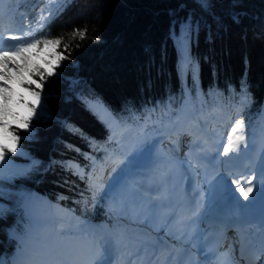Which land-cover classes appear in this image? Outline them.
Here are the masks:
<instances>
[{
  "label": "trees",
  "instance_id": "16d2710c",
  "mask_svg": "<svg viewBox=\"0 0 264 264\" xmlns=\"http://www.w3.org/2000/svg\"><path fill=\"white\" fill-rule=\"evenodd\" d=\"M233 2L212 0L214 20L196 0H70L66 7L56 0H9L8 7L18 11L21 21L13 18V24L22 32L38 27L40 16L55 14L27 42L63 37L57 50L68 44L70 59L62 61L59 76L49 77L44 85L54 119H33L27 131L13 129L24 154L6 152L10 163L6 159L5 175H17L5 182V198L0 199L6 209L0 218V257L15 264L52 259L37 243L23 250L18 237L39 232L41 221L54 229L45 216L53 201L60 217L69 216V206L76 212L92 206L85 181L67 165L79 164L85 171L91 158L113 150L108 138L123 135L134 112L187 101L203 113L231 103L253 121L264 115V0H235L243 5L237 8L231 7ZM180 4L186 7L180 9ZM173 12L176 17L194 12L211 29L209 33V27L202 26L191 39L198 79L191 71L186 77L178 74L177 45L170 33ZM235 13L241 14L239 23L232 20ZM76 30L85 31V37H73ZM93 102L102 105L105 116L92 111ZM26 196L34 199L35 210L23 205ZM108 207L110 199L100 198L94 219L105 218L102 212ZM79 221L77 217L74 223ZM61 232L74 234L65 228Z\"/></svg>",
  "mask_w": 264,
  "mask_h": 264
},
{
  "label": "snow or ice",
  "instance_id": "6c2138e0",
  "mask_svg": "<svg viewBox=\"0 0 264 264\" xmlns=\"http://www.w3.org/2000/svg\"><path fill=\"white\" fill-rule=\"evenodd\" d=\"M56 2L66 7L70 0H56ZM196 3L203 12L214 20L217 19L212 11L215 7L212 0H196ZM178 7L184 9L186 5L180 4ZM231 7L237 8L243 7V5L234 0ZM60 11H63V9ZM173 16L175 18L172 22L170 33L174 43L177 45L178 74L186 77L188 72L191 71L194 78L198 79L199 64H193L191 39L193 34H199L202 26H209L205 21L197 18L194 12H189L185 17H176L175 12H173ZM240 17V13L233 14V22L239 23ZM55 18L56 15L52 12L40 16L38 27L31 31H25L22 35L10 34L5 37L0 33V199L5 198V182L11 183L17 175L13 171L5 175L4 162L8 159L10 163V159L6 157V152L17 153L19 150L21 154H24L22 149H18V142L21 137L13 129L27 131L32 126L31 121L33 119H54L53 111L48 103L50 94L44 91V85L48 83L49 77H58L57 69L63 67L62 61L70 59L69 45L64 44L63 51L57 50L62 43L63 37L43 39V41H26L29 37L34 36L37 31H42ZM210 31L209 27V33ZM77 35L80 39H83L86 32L76 30L73 32V37ZM8 40L19 41V43L13 46L7 43ZM41 43L43 47L40 46ZM66 52L69 55H65L64 53ZM34 76H38L39 80L34 79ZM249 134L246 133L244 120L237 119L231 130L227 132V142H224L222 134L221 139L216 141L217 147L223 144V151L216 154L229 159L239 158L238 155L232 156L230 154H240L242 150L247 151ZM77 151L79 150L77 149ZM150 153L151 145L145 147L144 143L141 142L134 147V154L130 156L125 154V159L113 160L115 166L109 174L108 190L116 189L130 169L140 166L150 156ZM206 156L207 153H205ZM67 167L70 171L75 169L73 174L78 175L81 180L87 178L88 191L92 194V202L93 206H95L97 196L105 190V184L102 182L98 183V178L86 173L79 164L69 163ZM252 171L253 175L251 176L246 178L241 176L238 180H232L231 184L236 185L234 190L228 183V177L222 173H217L212 179L207 180V205H201V210L198 211L197 215L211 214L221 200L232 201L235 199L240 207H248L246 204L239 203V197H234V192H239L240 197H243L245 201H256L259 199L262 206H264V155L257 159ZM257 180H259V183H257ZM22 202L27 207L28 197H22ZM87 203V200H85V207H87ZM5 212V206L0 204V218H4ZM261 235L264 237V215L261 217ZM260 251L264 254V240H262ZM110 254L111 248L106 246L103 254L94 256L90 260L77 262V264H110ZM225 255L227 256V254ZM0 264H9V261L4 257H0ZM218 264H227V261H220Z\"/></svg>",
  "mask_w": 264,
  "mask_h": 264
},
{
  "label": "rangeland",
  "instance_id": "374dc122",
  "mask_svg": "<svg viewBox=\"0 0 264 264\" xmlns=\"http://www.w3.org/2000/svg\"><path fill=\"white\" fill-rule=\"evenodd\" d=\"M4 0H1V2H3ZM23 33L19 34L18 32L15 34V35H22ZM9 35H6L5 37H8ZM43 41V40H42ZM8 44L10 45H15L16 43H19V41H12V40H8L7 41ZM41 47H43V44L41 43L40 45ZM102 105L99 103V102H93L91 104V109L93 112H95L96 114H98L99 116H105L106 114L103 112L102 110ZM232 115V121L230 122V125L232 127V125L235 123V121L237 119H240V116L238 114H231ZM264 127V126H263ZM140 128V127H138ZM249 129V128H248ZM263 129V128H262ZM231 130V129H230ZM229 130V131H230ZM222 136H223V139H224V136L225 134L222 132L221 133ZM221 134H220V137H221ZM257 139H262V136L260 137H256ZM156 142H160V139L157 138L156 139ZM151 145V152L152 150L154 151V153H157L161 150V147H159V144L157 146H152V143L150 142V144H147V146ZM146 146V147H147ZM154 147V148H152ZM162 152V151H161ZM109 181L106 180V183ZM105 182V181H103ZM113 193L115 195H118V197H122V196H127V198H130L131 200H133L134 202L138 199L137 197H135L134 193L133 192H130V193H125V186H123L122 182L119 186H117L116 189H113ZM4 205V204H3ZM56 206V204H55ZM122 207L119 206V205H116L115 206V209H112L111 212L107 213V215L105 216V219H102L101 221H99L100 224L102 225H105L106 227H113L115 224L120 223V228H122V226H126L127 225V222L125 220H127V218H131L132 216H134L133 212L129 211V210H126V209H121ZM93 209L91 208L89 211L87 210H84V209H81L80 210V213H76V217H80V219L82 220L81 222L82 223H90L92 222V219H93V213H90L92 212ZM67 219L69 221H72L74 220V214H71L69 217H67ZM48 237H51V235L53 234H47ZM36 239V238H35ZM66 252V251H65Z\"/></svg>",
  "mask_w": 264,
  "mask_h": 264
},
{
  "label": "bare ground",
  "instance_id": "6f19581e",
  "mask_svg": "<svg viewBox=\"0 0 264 264\" xmlns=\"http://www.w3.org/2000/svg\"><path fill=\"white\" fill-rule=\"evenodd\" d=\"M227 130H228V127H223L222 128V132H225V133H227ZM224 142L226 143L227 142V135H226V137H225V139H224ZM249 145H256V143H253V142H251V141H247V146H249ZM262 149H263V155H264V145L262 146ZM243 151V150H242ZM230 155H232V156H237L238 155V157L239 158H237V159H235V160H240L243 156H242V152L240 153V154H235V153H233V154H230ZM262 155V154H261ZM225 159L227 160V161H231V160H234V159H229L228 157H225ZM202 163L204 164V166L206 167V169L207 168H211V158L210 157H204L203 159H202ZM185 169H187L188 170V168L187 167H184L183 165H182V167H180L179 168V171H180V173L182 174H186V173H189V172H191L192 170L191 169H189L188 171L187 170H185ZM140 170L142 171V172H145V174H142V177H146V175H147V170H146V165H143L141 168H140ZM211 174V173H210ZM250 176L251 175H253V171H250V174H249ZM241 176H244L245 178L247 177V176H245L244 174H242V175H240L238 178H236V180H238V179H240V177ZM141 177V178H142ZM134 180V179H132L131 177H129V179L128 180ZM257 183H259V180H257ZM231 186H232V189L234 190L235 188H236V185H234V184H231V183H229ZM245 186H247V185H245ZM160 190V189H159ZM159 190L158 189H156L155 190V192L156 193H159ZM240 194L239 192H234V194ZM253 194H255V193H253ZM168 196H169V200H170V202L172 201V202H175V203H179V200H178V195H177V191H176V186H174V187H172L171 188V190H170V192L167 194ZM203 201H205L206 202V196H204L203 197ZM221 201H224V203L225 204H227V205H229V207L230 208H233L232 207V205H231V202L232 201H228V200H221ZM206 205H207V203H205ZM134 220V219H133ZM130 222H133L134 224L133 225H128V228H127V230H128V234H130V235H128V238H129V240L131 241V242H137V241H142V240H147L148 238H149V235L147 234V231L144 229V224H143V222H140V221H138V220H136V221H130ZM141 243H143V242H141ZM160 245H162L163 244V242H161V243H159ZM77 248H82V246L80 245V246H77L75 249H73V252L71 253V251L70 250H68V251H66V252H64L63 253V256H65V257H67V256H73L74 254H76V253H79V252H76L75 253V251H76V249ZM89 253H91V250H89ZM114 260V259H113ZM165 262H169L168 261V259H166L165 260ZM110 264H118V262L117 261H113L112 263L110 262Z\"/></svg>",
  "mask_w": 264,
  "mask_h": 264
},
{
  "label": "water",
  "instance_id": "95a60500",
  "mask_svg": "<svg viewBox=\"0 0 264 264\" xmlns=\"http://www.w3.org/2000/svg\"><path fill=\"white\" fill-rule=\"evenodd\" d=\"M3 257V256H2Z\"/></svg>",
  "mask_w": 264,
  "mask_h": 264
}]
</instances>
